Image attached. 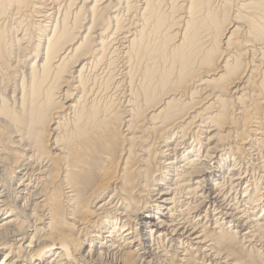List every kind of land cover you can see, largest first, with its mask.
Listing matches in <instances>:
<instances>
[{"label":"bare ground","instance_id":"6f19581e","mask_svg":"<svg viewBox=\"0 0 264 264\" xmlns=\"http://www.w3.org/2000/svg\"><path fill=\"white\" fill-rule=\"evenodd\" d=\"M75 1L0 0V264H264V0Z\"/></svg>","mask_w":264,"mask_h":264},{"label":"rangeland","instance_id":"374dc122","mask_svg":"<svg viewBox=\"0 0 264 264\" xmlns=\"http://www.w3.org/2000/svg\"><path fill=\"white\" fill-rule=\"evenodd\" d=\"M77 1V2H76ZM75 1V3H73L75 6L73 7V9L75 8V12H76V8H78V7H81L82 6V2H83V0H76ZM88 3L85 5V7H93V5H94V2H95V0H88L87 1ZM104 15H105V13H104ZM57 16L55 15L54 16V18H56ZM126 18V21H124L125 22V26H127L129 23L128 22H130L129 21V19H128V16H126L125 17ZM38 19H40V18H37V17H34V20H29V19H27V20H29V21H27V23H25L27 26H29V35H31V33H32V36H34L33 34H35V37H36V35L37 36H39V34L41 35V31H39V33H37L38 32V29L35 27L34 28V26H32L33 24H34V21L36 22V21H38ZM5 20V19H4ZM91 19L90 18H88V17H86V20L84 21V24L83 25H81L82 27H81V29H79V31L80 32H84V35L86 34V32H85V29L86 28H88L90 25H91V21H90ZM122 20H124V18L122 19ZM6 22H4L3 24H2V27L5 29V28H7L8 30H9V28H8V26H10L11 24H12V22H7V25L5 24ZM51 22H48V23H44V24H46L47 26L50 24ZM126 23H127V25H126ZM6 26H5V25ZM54 23H52V25H53ZM51 25V24H50ZM124 25V24H123ZM27 28V27H26ZM25 28V29H26ZM34 28V29H33ZM24 29V28H23ZM24 29V30H25ZM23 31V30H22ZM8 32V33H7ZM36 32V33H35ZM41 32V33H40ZM9 34V35H8ZM12 34H14L13 32H12ZM12 34H10V32L9 31H7V30H5V35H7V36H5V37H7V49H10L11 48V50H9V59H11V61H10V63L8 62V64H12L13 66H15L16 65V63H17V61L19 60V68L20 69H22L23 68V70L25 71V68L24 67H27V65L29 66V65H31L34 61H35V59H36V56H33V54L35 53L34 51H35V49H33L34 48V46L32 47V45H33V39H32V41H30V43L32 42V44L30 45V46H28V49H25V50H27V51H21L20 52V48H19V46L17 45V43L15 42V40L13 39L14 38V35H12ZM25 33L23 32V33H21L20 35H19V39H21L23 36L22 35H24ZM10 36V37H9ZM97 36V35H96ZM13 42V44H12V42ZM26 43H28L27 42V40H26ZM12 44V45H11ZM25 44H23L22 46L23 47H26L27 45H25ZM9 46V47H8ZM31 47V49L29 50V48ZM17 48H19V50L17 49ZM15 50L17 51V52H15ZM12 51V52H11ZM44 51L45 50H42V53H44ZM27 52H29V53H27ZM13 53V54H12ZM15 53V54H14ZM18 53H19V55H18ZM15 56V57H14ZM15 58V59H14ZM19 58V59H18ZM28 58V59H27ZM35 58V59H34ZM18 59V60H17ZM38 61H39V59H38ZM16 62V63H15ZM88 74V73H87ZM11 82H13V80L11 81ZM18 83H20V81L18 80ZM9 93V95H11V91H9L8 92ZM19 97V96H18ZM118 101L116 100V103H117ZM117 106H115V108H116ZM119 108V107H118ZM234 111H235V109L237 108V106H234V107H231ZM212 129V128H211ZM121 130V129H120ZM119 130V131H120ZM120 132H122V130L120 131ZM205 133V132H204ZM203 137H207V134H204L203 135ZM11 142H12V140H10V143L8 142V144H7V146H8V152L9 153H11V152H15V153H20V151H19V149L18 150H16V149H13V148H11L10 146L12 145L11 144ZM216 143V142H215ZM214 143V144H215ZM17 148V147H16ZM18 151V152H17ZM7 152V153H8ZM8 153V154H9ZM27 156H29V154L27 155ZM222 164L224 163L222 160L220 161ZM9 164H10V162H9ZM8 164V166L7 167H9V166H11V165H9ZM231 165V161H230V163H228V165L227 166H230ZM6 167V170H5V173H2V174H0L1 175V177H2V180H3V182H7V179H9V178H11V177H13V176H15L16 175V173H14L13 172V168H12V166L11 167H9V168H7ZM227 171V170H226ZM158 179V178H157ZM14 180L15 181H17V179H15L14 178ZM4 188L3 187H1L0 188V194H1V191L3 190ZM27 193H29V192H27ZM112 191L111 190H109V189H105L104 191H103V193H102V195H101V197H99V199L97 200V204H101L102 202H104V201H107L109 198H110V196L112 195ZM24 195H26V194H24ZM104 197V198H103ZM101 200V201H100ZM24 203V201H21L20 202V205H22ZM92 207V206H91ZM90 207V208H91ZM261 213V212H260ZM259 213V214H260ZM14 217V215L13 214H8L5 218H4V221H7V220H9V219H11V218H13ZM93 220H97V218H98V213H95L94 215H93ZM94 229L92 228V227H90V228H88V231L86 232V231H84V233H74V237L73 238H75V239H79L80 240V242H81V246H78L77 247V250H79L80 251V253H84V254H86L87 253V251L89 250V245H90V243H91V241H90V239H88L86 242H83L82 243V241L89 235V233L90 232H92ZM69 232L71 233V231L69 230ZM9 247H11V245H9ZM58 250V248L57 247H54V249H53V251H57ZM8 251V249L6 248V251H0V263L2 262V260L4 259V253L5 252H7ZM53 255V253L51 254V255H49V256H52ZM195 261L197 262V264H202L201 262H199V259L197 258V260L195 259ZM170 262H172L173 264H177L176 263V257H171L170 258Z\"/></svg>","mask_w":264,"mask_h":264}]
</instances>
